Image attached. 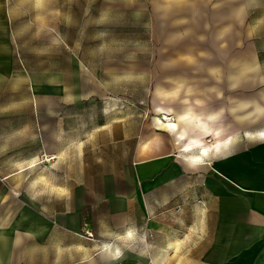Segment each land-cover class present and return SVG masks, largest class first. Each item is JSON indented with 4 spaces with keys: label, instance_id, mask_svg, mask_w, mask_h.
<instances>
[{
    "label": "crops",
    "instance_id": "1",
    "mask_svg": "<svg viewBox=\"0 0 264 264\" xmlns=\"http://www.w3.org/2000/svg\"><path fill=\"white\" fill-rule=\"evenodd\" d=\"M199 4L0 0V264H264V38L154 99L159 20Z\"/></svg>",
    "mask_w": 264,
    "mask_h": 264
},
{
    "label": "rangeland",
    "instance_id": "2",
    "mask_svg": "<svg viewBox=\"0 0 264 264\" xmlns=\"http://www.w3.org/2000/svg\"><path fill=\"white\" fill-rule=\"evenodd\" d=\"M43 1L47 3L49 0ZM88 1L94 2L95 0ZM188 1H198L200 3L199 25H197L195 21V24L193 25L169 26L168 20H159L161 25L156 27L157 34H160L162 39V42H159L157 47L159 51L154 64V67H156L154 99L157 104H160V84L163 77H166V73L169 72L170 75L176 76L178 72H186L190 68L189 66L192 65V63H189L188 59L182 56L186 53L188 54V50H192V48H195V51L198 49L200 50L199 61L202 76L207 72V67L209 65L216 68L217 82L219 85L220 71L224 64L227 61H235L237 59L236 57L241 55L242 52L246 54L253 52L254 42H252V38H259V40H263L264 38V0H254L255 4H248L249 7H259L255 13H257L260 18L259 23H262V26L253 27L242 26V21L239 16L240 14L238 12H232L234 8L232 10H226V8L239 7V0H233V2H230L231 0ZM32 2L33 0H9L10 4L14 5L15 3H20L21 6H30ZM144 2L145 0H104L106 5L111 4L116 7L120 6L121 8H133L135 5L139 8V5L143 6ZM210 3L211 6H216L217 10L215 16L212 11L211 13L208 11ZM28 14L29 15L26 16L24 15V18L32 17L31 12ZM10 18H18V11L13 10V12H10ZM140 27L141 25L137 24L136 28ZM20 30L23 32V28H20ZM178 35L182 37H178ZM193 38L195 39V42L190 41V39ZM198 38L200 41H197ZM121 48L122 50H127L128 43H122ZM197 61V58H195V66H197ZM217 99L219 110V91ZM147 109L151 112V108ZM10 173L16 175L17 172ZM1 177L2 175L0 172V178ZM14 178H16V176ZM8 189L10 194L14 196L17 194L18 188L16 186L9 187ZM9 207H12V209L15 210L16 203H10Z\"/></svg>",
    "mask_w": 264,
    "mask_h": 264
},
{
    "label": "snow or ice",
    "instance_id": "3",
    "mask_svg": "<svg viewBox=\"0 0 264 264\" xmlns=\"http://www.w3.org/2000/svg\"><path fill=\"white\" fill-rule=\"evenodd\" d=\"M128 238H132V233H129V236H128Z\"/></svg>",
    "mask_w": 264,
    "mask_h": 264
}]
</instances>
